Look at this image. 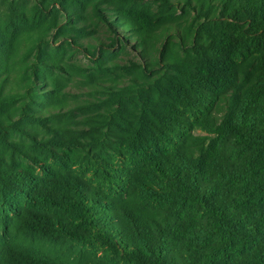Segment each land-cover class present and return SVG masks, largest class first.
I'll list each match as a JSON object with an SVG mask.
<instances>
[{
  "label": "trees",
  "instance_id": "16d2710c",
  "mask_svg": "<svg viewBox=\"0 0 264 264\" xmlns=\"http://www.w3.org/2000/svg\"><path fill=\"white\" fill-rule=\"evenodd\" d=\"M89 247L264 264V0H0V264Z\"/></svg>",
  "mask_w": 264,
  "mask_h": 264
},
{
  "label": "rangeland",
  "instance_id": "374dc122",
  "mask_svg": "<svg viewBox=\"0 0 264 264\" xmlns=\"http://www.w3.org/2000/svg\"><path fill=\"white\" fill-rule=\"evenodd\" d=\"M138 6L140 8H144L145 11L159 13V8L156 6V4H154L151 1H144L142 3H139ZM107 32H108V29L106 30V28L101 27L99 29L98 34L102 36L101 40L103 41L106 40L104 37V34L107 35L108 34ZM128 47H131V46L129 45ZM76 56L79 58V60H82L84 63H87V64L90 63L89 60L85 58L84 54L77 53ZM135 57H136L135 54L130 53V49H127V51H125L123 54L120 55V58L125 59V60L135 59ZM88 250L92 251L91 257H93L95 261L99 264H124L123 262L114 261V259L111 257L112 255L104 254L101 249L94 250V248L89 247Z\"/></svg>",
  "mask_w": 264,
  "mask_h": 264
}]
</instances>
